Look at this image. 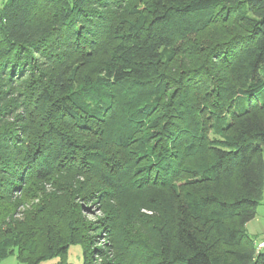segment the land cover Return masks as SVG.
Returning a JSON list of instances; mask_svg holds the SVG:
<instances>
[{
	"label": "trees",
	"instance_id": "1",
	"mask_svg": "<svg viewBox=\"0 0 264 264\" xmlns=\"http://www.w3.org/2000/svg\"><path fill=\"white\" fill-rule=\"evenodd\" d=\"M263 154L264 0L0 8V264H264Z\"/></svg>",
	"mask_w": 264,
	"mask_h": 264
},
{
	"label": "rangeland",
	"instance_id": "2",
	"mask_svg": "<svg viewBox=\"0 0 264 264\" xmlns=\"http://www.w3.org/2000/svg\"><path fill=\"white\" fill-rule=\"evenodd\" d=\"M0 4H1V1H0ZM211 138L213 141H215V140H218L219 137L216 136L215 133L213 132ZM78 203L81 204V207H82L81 210H82L83 216L87 221L94 222L97 219H100L103 217V211L101 210V206L98 203L93 204V202H84V201H79ZM104 236L105 235H102L96 238L98 241L97 247L100 248L106 242H108L107 238ZM95 258L98 260V264H109L110 263V261L108 260L109 258H106L105 256L103 257L96 256ZM1 264H21V263L17 260L15 256H13L11 258H8L2 261ZM43 264H83V248L81 245L71 246L68 251L67 258L64 261H62L61 258H55Z\"/></svg>",
	"mask_w": 264,
	"mask_h": 264
},
{
	"label": "crops",
	"instance_id": "3",
	"mask_svg": "<svg viewBox=\"0 0 264 264\" xmlns=\"http://www.w3.org/2000/svg\"><path fill=\"white\" fill-rule=\"evenodd\" d=\"M0 8L7 0H0ZM247 233L256 241L264 238V193L255 218L247 224ZM264 254V251L262 252ZM11 258V257H10Z\"/></svg>",
	"mask_w": 264,
	"mask_h": 264
},
{
	"label": "built area",
	"instance_id": "4",
	"mask_svg": "<svg viewBox=\"0 0 264 264\" xmlns=\"http://www.w3.org/2000/svg\"><path fill=\"white\" fill-rule=\"evenodd\" d=\"M255 249H256V254H260L261 252L264 251V238L256 242Z\"/></svg>",
	"mask_w": 264,
	"mask_h": 264
}]
</instances>
